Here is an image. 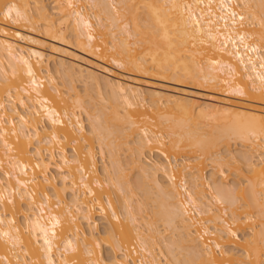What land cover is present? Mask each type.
<instances>
[{
  "label": "bare ground",
  "instance_id": "1",
  "mask_svg": "<svg viewBox=\"0 0 264 264\" xmlns=\"http://www.w3.org/2000/svg\"><path fill=\"white\" fill-rule=\"evenodd\" d=\"M196 263L264 264V0H0V264Z\"/></svg>",
  "mask_w": 264,
  "mask_h": 264
},
{
  "label": "rangeland",
  "instance_id": "2",
  "mask_svg": "<svg viewBox=\"0 0 264 264\" xmlns=\"http://www.w3.org/2000/svg\"><path fill=\"white\" fill-rule=\"evenodd\" d=\"M44 2L46 3V4H50V5H52V0H44ZM140 11H142V8L140 9ZM23 33L26 35H29V36H31V37H35V38H38V39H42L41 37H39L36 33H34L33 31H31V30H29L28 28H23ZM58 46L60 47V49L61 50H63L64 51V54H66V56H68V57H78V56H81V59H82V57H84L85 59H83V60H86L87 62L89 61L91 64H93V63H95L94 65L95 66H100V67H103L102 65H104V67L105 68H108V71H112V72H123V68L121 67V66H118V65H116L115 63H110V64H107V63H104V62H102V61H100V60H98V59H96V58H94L93 56H91V55H87V54H85V53H83V52H81L80 51V49L77 47V45L76 44H74V43H69L68 45H60V44H58ZM70 55V56H69ZM72 55H74V56H72ZM67 57V58H68ZM69 58V59H70ZM99 63V64H98ZM98 64V65H97ZM106 75L108 74V73H105ZM109 75V74H108ZM62 75L60 74V76L58 75V81L61 83V82H64L65 80L64 79H62V77H61ZM64 78V77H63ZM63 80V81H62ZM77 84V86H78V89L82 92V94H84L85 95V98H86V100L88 101V104L89 105H91V106H95V107H97L98 109L99 108H104L106 105H111L112 104V102H108L107 101V103L103 100V98H105V96L108 94V92L107 91H105L106 90V88L104 89H101L102 87H104V86H102V87H100V86H97L95 83H92L93 85H90L89 84V86L87 85H85V84H83V82H77L76 83ZM168 85H170V86H172L173 84H168ZM104 92V93H103ZM105 92H106V94H105ZM106 104H105V103ZM170 107H171V109H170ZM163 109H164V107H163ZM177 109V110H176ZM179 110H178V108H176L175 106H173V105H169V107H166L164 110H160V113L161 114H163V115H165L166 117H169V118H172V119H169V121L171 122V124L173 123V121L176 123V121H177V118H178V116L180 115V114H178V113H180V112H178ZM176 113V114H175ZM83 115V117H84V119H85V123H86V125H87V127L89 126V121H88V119H87V117H86V114L83 112L82 113ZM181 116V115H180ZM179 116V117H180ZM172 120V121H171ZM174 124V123H173ZM175 125V124H174ZM137 133V132H136ZM135 135V134H134ZM138 134H136L135 136H137ZM234 141H231V143H230V146H231V148L233 147H238L239 146V144L238 143H236L235 142V144L233 143ZM189 150H195L194 148H187V150H185L186 151V153H183V157H187V156H189V155H194V154H196V152H193V153H189L188 154V152H190ZM98 151V150H97ZM123 152V153H122ZM122 153V154H121ZM126 153H128V151L127 152H124V151H120V154L122 155H120V157L123 159V160H126L127 161V154ZM187 154V155H186ZM150 157L152 156V158H156V156L155 155H149ZM149 156H147V157H149ZM149 157V158H150ZM126 158V159H125ZM99 159H100V157H99ZM148 159V158H147ZM107 160H109L108 158L106 159V161ZM125 162V161H124ZM206 162H207V164L209 163V160L207 161L206 160ZM127 163V162H126ZM102 165V161L100 160V162H99V166H101ZM209 165V167H210V164H208ZM207 165V166H208ZM125 167H127V171H128V169L130 170L131 168H130V165H126ZM132 170V172H130L129 171V177H131V179H133V182H134V180H136L137 179V175H138V172H137V170H134L133 171V169H131ZM229 171V179H230V183L231 182H233V181H240V178H242L243 176H241L240 178H239V176H235V171L236 170H234L233 168L231 169V170H228ZM211 172V168H207L206 170H205V173L204 174H206V175H209V173ZM128 173V172H127ZM244 174H247V172H244ZM136 178V179H135ZM137 182V181H136ZM135 193H136V195H135V199L137 200V199H141L142 198V193L143 192H141V190L139 191L138 189L135 191ZM143 197H144V195H143ZM147 201V200H146ZM145 201V202H146ZM148 202V201H147ZM151 202V201H150ZM153 219V218H152ZM153 220H157V219H153ZM160 220H158V223H163V222H159ZM157 223V224H158ZM161 226V225H160ZM164 226V225H163ZM163 226H161V227H163ZM101 227H102V225H101ZM166 228V227H165ZM248 230V229H247ZM166 231V230H165ZM168 231V232H167ZM167 231H166V235H167V237H169V236H174L173 235V233H172V230L170 229H167ZM171 231V232H170ZM165 233V232H164ZM169 235V236H168ZM206 236V235H205ZM175 237H176V235H175ZM207 237V236H206ZM134 245H135V248H136V250H139V247H138V244H136L135 243V241H134ZM109 251H110V249H108ZM112 251V250H111ZM217 251H218V253H219V250L217 249L216 250V253H217ZM139 252V251H138ZM136 255H139V253H136ZM183 255V254H182ZM179 256H181V254H179ZM183 257V256H182ZM181 257V258H182ZM197 262H200V261H197ZM196 264H202V263H196Z\"/></svg>",
  "mask_w": 264,
  "mask_h": 264
}]
</instances>
